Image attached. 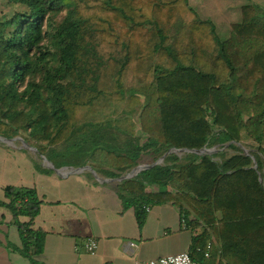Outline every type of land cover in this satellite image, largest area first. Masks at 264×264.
<instances>
[{
	"label": "trees",
	"instance_id": "trees-1",
	"mask_svg": "<svg viewBox=\"0 0 264 264\" xmlns=\"http://www.w3.org/2000/svg\"><path fill=\"white\" fill-rule=\"evenodd\" d=\"M7 2L26 12L0 19V137L23 139L55 168L89 165L106 178L143 156L218 145V162L169 154L121 182L119 197L139 225L145 208L172 203L186 228L203 229L188 253L197 264L196 253L213 262V239L219 264H264V10L243 6L221 41L188 0ZM4 199L21 253L40 254L36 191L6 187Z\"/></svg>",
	"mask_w": 264,
	"mask_h": 264
},
{
	"label": "crops",
	"instance_id": "crops-1",
	"mask_svg": "<svg viewBox=\"0 0 264 264\" xmlns=\"http://www.w3.org/2000/svg\"><path fill=\"white\" fill-rule=\"evenodd\" d=\"M189 6L199 16L198 10ZM206 20L213 23V19ZM233 24L237 23L229 21V26ZM244 143L254 146L250 141ZM18 144L21 143L15 142V146L0 143V201H5L6 187L34 189L41 204L30 229L44 234V245L40 254L25 257L21 253L20 233L14 217L9 210L0 207V264H134L189 253L193 237L203 232V229L183 227L179 209L172 203L152 204L139 225L136 207H123L118 191L121 182L99 183L88 171L79 174L64 171L57 175ZM209 150L214 151L212 155L220 151L218 145ZM244 151L248 154L254 149ZM62 168L81 167L55 169ZM19 222L24 224L28 220L19 217ZM89 237L98 243L94 256L83 250ZM210 242L213 243L210 264L223 262L220 245L215 239ZM194 258L201 264L199 253L194 254Z\"/></svg>",
	"mask_w": 264,
	"mask_h": 264
},
{
	"label": "rangeland",
	"instance_id": "rangeland-1",
	"mask_svg": "<svg viewBox=\"0 0 264 264\" xmlns=\"http://www.w3.org/2000/svg\"><path fill=\"white\" fill-rule=\"evenodd\" d=\"M188 4L198 10L200 19H213L212 21L221 41H224L229 37L231 29L229 21H232L233 23L241 22V10L243 6L256 5L264 10V0H189ZM24 12H26L24 7L10 4L7 0H0V19L6 20L11 18L14 14ZM235 18L237 20H235ZM130 84V82L126 81L125 87H128ZM130 105L131 103L126 102L122 103L120 106L122 109L128 110ZM216 133L217 131L214 130L213 137H216ZM18 146H21V144H18ZM182 156L184 155H180L179 157ZM153 163L154 161L151 156H143L140 160V165H151ZM147 190L152 192L157 191V188L153 186L149 187Z\"/></svg>",
	"mask_w": 264,
	"mask_h": 264
},
{
	"label": "water",
	"instance_id": "water-1",
	"mask_svg": "<svg viewBox=\"0 0 264 264\" xmlns=\"http://www.w3.org/2000/svg\"><path fill=\"white\" fill-rule=\"evenodd\" d=\"M15 142H20L22 149L32 152L36 157H38L42 160L43 164L47 168H50L51 170H53L57 175H61V173H63L64 171H66L68 174H79V173L88 171L92 174L94 179L97 180L99 183H109L111 181L123 182L126 180H131V179L135 178L140 172L145 171V170H149V169H151L157 165H160L163 162V160L165 159V157L168 156L169 154H176L178 156L185 155V154H195L198 156L210 157L215 162L219 161L218 159L213 157L212 153L214 151H211V150L207 149L206 147L199 149V150H187V149H174V148H172V149H169L164 155H162L156 162H154L151 165H140V162H139L137 164V166H135L129 173H127L123 176H120V177L114 178V179H102L89 166H85V167H81V168H62V170L61 169H55L53 167V165L50 164L45 157L40 155L35 148L29 146L23 139H21L19 137L14 138V139H6L3 137H0V143L7 144L9 146H15ZM252 160H253V166L251 167V169L257 171V165H256L253 158H252ZM63 169H67V170H63ZM258 177H259V182L262 184L263 189H264V177H261V175L259 173H258Z\"/></svg>",
	"mask_w": 264,
	"mask_h": 264
},
{
	"label": "built area",
	"instance_id": "built-area-1",
	"mask_svg": "<svg viewBox=\"0 0 264 264\" xmlns=\"http://www.w3.org/2000/svg\"><path fill=\"white\" fill-rule=\"evenodd\" d=\"M149 210H150V207L145 208L146 212H148ZM181 223L183 227H186L185 222L182 219V217H181ZM130 246H132V244ZM83 250L88 255H91V256L96 255L97 250H98L97 241L92 237L87 238L84 242ZM208 250H209V247L207 248V251ZM205 256L207 257L208 254H205ZM134 264H197V263L190 258L188 252H182L176 255H169V256L161 257V258L146 261V262L135 261Z\"/></svg>",
	"mask_w": 264,
	"mask_h": 264
}]
</instances>
